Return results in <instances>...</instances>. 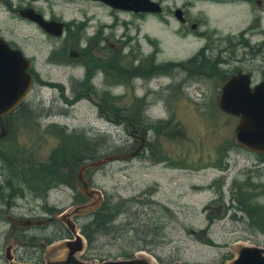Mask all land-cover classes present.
I'll list each match as a JSON object with an SVG mask.
<instances>
[{
    "label": "rangeland",
    "instance_id": "1",
    "mask_svg": "<svg viewBox=\"0 0 264 264\" xmlns=\"http://www.w3.org/2000/svg\"><path fill=\"white\" fill-rule=\"evenodd\" d=\"M16 1L15 5L21 2ZM161 1V14L144 19L130 13L119 15V18L127 17L128 33L119 26L107 38L106 46L114 52L116 64H126L122 55V43L126 40L121 37L123 32L137 39L145 53L158 49L156 59L164 68L159 76L129 80L128 88L121 73L115 71H107V85H99L100 70L92 64L94 55L90 48H94L91 46L100 26L111 24L116 16L113 11L110 15L108 8L78 0L35 2L47 15L54 14L69 23H86L83 32L82 27L79 30L71 26L60 38H49L35 25L8 20L0 13V20L13 29L14 39L31 58L30 72L34 73L25 104L14 114L0 117V142L15 149L24 164L45 163L58 145L57 137L45 130L50 125H56L50 129L63 126L67 132H83L88 137L109 135L116 146L115 153L99 158L112 157L105 162L75 166V189L56 185L46 193L40 189L38 194L26 191L23 196L10 195V198L6 191L0 194V255L6 246L14 248L17 243L16 239L12 241L3 235H47L51 240L63 237L60 235L72 238L66 225L53 217L88 204L89 209L83 208L71 216L83 235L81 226L92 219L89 214L106 196L116 203L118 199L137 195L133 210L137 208L141 213L136 230H130L126 240H135L137 245L148 241L147 248L140 252L152 253L155 264H229L239 244L264 247V229L251 227L241 211L231 209L236 206V185L249 184L245 182L247 173L253 183L261 185L253 197L259 204L264 203V161L255 153L232 146L236 143L234 129L238 118L221 111L217 105L224 73L230 75L241 70L251 73L252 84L264 81V15L252 20V15L232 13L240 11L239 7L216 8L200 2L191 8L192 21L201 18L203 25L193 33L182 31L183 27L170 14L173 2ZM199 9L203 13L194 15ZM110 30L105 27L103 34ZM64 47L66 58L77 64L75 67L49 63L50 52ZM72 51L86 53L71 59ZM200 52L205 66H209L203 73L198 68L201 59L191 70L178 64ZM97 55L105 57L106 51ZM95 70L99 90L84 95L87 87L69 77L81 79ZM74 89L79 94L73 93ZM110 99L116 102L125 120L114 117L112 111H100ZM143 115L151 122L162 120L168 124L147 128ZM128 118L133 119L132 125L127 123ZM4 165L0 160V186L10 179V170ZM27 172L24 171L30 176ZM88 192L92 195L88 196ZM125 210L116 221L131 220L133 212ZM49 218L52 221L42 225H22L26 219ZM203 229L205 233L201 234ZM102 236L78 254L82 260L99 261L100 256L104 260L115 259L121 245L122 249L132 247L120 239L112 242ZM39 239L45 242L44 247L35 244V240L34 250L24 252L23 258L15 262L42 264L46 259L65 255L62 239L51 243L45 237ZM6 260L1 259L0 264H8Z\"/></svg>",
    "mask_w": 264,
    "mask_h": 264
},
{
    "label": "water",
    "instance_id": "2",
    "mask_svg": "<svg viewBox=\"0 0 264 264\" xmlns=\"http://www.w3.org/2000/svg\"><path fill=\"white\" fill-rule=\"evenodd\" d=\"M107 5L133 12L161 11V5L156 0H101ZM27 14V13H25ZM36 21L46 32L55 36L62 33L63 23L46 21L40 14L30 10L27 15ZM31 61L21 51L11 48L0 38V117L14 111L27 98L33 86V75L29 71ZM218 108L238 118L234 129L236 143L246 151L264 154V81L252 84L249 72L237 71L228 75L220 86L217 102ZM112 157L98 159L87 166L97 165ZM85 186V184H84ZM88 196L92 192L87 193ZM88 208V204L75 207L70 213H62L56 219L62 221L72 238L63 240L66 248L64 256L57 259H46L42 264H155L148 257L137 251L130 258H115L103 261H85L78 254L86 248L84 237L76 229V223L71 216ZM52 221V218L42 220L26 219L22 225H42ZM44 246V245H42ZM147 254V253H146ZM149 255V254H147ZM152 259L154 258L149 255ZM9 264H33L14 263ZM229 264H264V247L242 243L238 245L236 254Z\"/></svg>",
    "mask_w": 264,
    "mask_h": 264
},
{
    "label": "trees",
    "instance_id": "3",
    "mask_svg": "<svg viewBox=\"0 0 264 264\" xmlns=\"http://www.w3.org/2000/svg\"><path fill=\"white\" fill-rule=\"evenodd\" d=\"M199 54L200 56L202 55L200 52L197 56ZM197 56H192L187 61L178 64L182 67L196 65L195 61L198 58ZM160 67L163 68L162 65H160ZM198 68L202 73L206 71V69H209V66H205V59H203L202 63L198 65ZM227 76L228 74L224 73V76L221 79L224 81ZM24 104L25 101L19 107H22ZM102 106L103 107H101L100 111H112L114 117H120L125 120L121 110L116 106L115 101L110 99V101H105ZM105 107H110V109L107 110ZM18 108L3 117L14 114L17 112ZM143 116L147 125L144 126L147 128H153L154 126L157 127L158 125L156 124H168V121L166 123V121L162 120H155V122H151L147 120L145 115ZM141 119L143 120V118ZM130 120L133 121V119L130 118L126 121L129 125H132ZM50 126L54 127L56 125ZM50 126H48L45 130L51 131L57 137L58 145L51 152L45 163L29 162L24 164V162L20 161L17 157L15 149L8 147L7 145L5 146L4 142H0V160L4 162V166L10 170V179H7L5 184L0 186L1 195L4 191H6L8 193L7 197L10 198V195L23 196L26 191L38 194L40 189H44L43 192L46 193L50 188L56 185H67L73 187L75 186V166L93 162L102 156L115 153L116 151V146L112 143L109 135L88 137L83 132L74 130L67 132L66 127L63 126H59L55 129H50ZM232 146L238 147L239 145L237 143H233ZM255 155L257 158H261V161H264V154ZM35 169H38L39 172H33ZM27 170L30 172L28 173ZM24 171L28 174L31 173V175L27 176ZM247 182H249L248 185H237L238 195L235 201L236 206L231 207V209L234 211H241L242 214L248 218V222L251 227L263 230L264 205L259 204L255 200V197H253V194H256L257 192L256 186L252 185L249 180H247ZM137 196H132L126 200L118 199L116 203H112V199L109 196H106V199L102 202V204L100 203V206L89 214L88 217H92V219L87 224L81 226V232L86 240V247H89L93 242L97 241L98 236L103 235L102 237L113 240L112 242L120 239L122 243L124 241L128 244L127 247L132 246L130 249H122L123 245H121L119 247L121 250L119 249V253L114 258H130L137 251L145 250L147 248L145 244H147L148 241L147 243L143 242L142 245H137L135 240H126V236L129 235L128 232L130 230L135 231L136 225H138L141 211L137 208L133 210L134 205L137 203L135 200V197ZM124 210L133 212L131 220L116 221ZM200 233L204 234V229L203 231H200ZM65 234L67 235V233ZM60 236L65 237L64 235ZM54 240V238L52 240L48 239L47 243H51ZM34 242L35 239H32V246H34ZM99 259V261L104 260L102 256H100Z\"/></svg>",
    "mask_w": 264,
    "mask_h": 264
},
{
    "label": "flooded vegetation",
    "instance_id": "4",
    "mask_svg": "<svg viewBox=\"0 0 264 264\" xmlns=\"http://www.w3.org/2000/svg\"><path fill=\"white\" fill-rule=\"evenodd\" d=\"M17 1H21L18 5H15V0H0V13H2L4 16L7 17L8 20H15L18 19L20 22H26L28 24L31 25H35L38 29L42 30L49 38H60L62 33L59 36H55L51 33L46 32L36 21L30 19L27 15L28 12H30V10L34 11L37 14H40L46 21H55V22H60L63 23V28H62V32L67 29L68 27L71 28V26L76 27L80 30V28L82 27V32L85 30V26L86 23L83 22L81 23L74 21V23H69L65 20H63L60 17L55 16L54 14L51 15H47L43 8L41 6H39L38 4H36L35 2L39 1V0H17ZM16 1V2H17ZM68 1H73V0H68ZM78 1H87V2H92L94 4H98V6L104 7V8H108L109 10H111V14L113 15L112 11L114 12L115 19L113 20V22L111 24H102V26H100L99 28V33L96 35L95 38V43L93 46V49L90 48L91 53L94 55L93 59H94V63L93 67H96V69H99L100 72V80L99 85H107V79L109 78V74H107V71L113 72L115 71L116 74H120L121 73V78L125 81V85L127 86V88L129 87V80H144L146 79L145 76L147 77V79H150L154 76H159L160 73V69H164L161 68L159 63L157 62L156 59V55L158 52V49L155 47L151 52L149 53H145L142 49V46L139 44V42L137 41V39H135L134 37H131L129 34L127 35V31H128V27H129V21L127 19V17H120L119 15H127V14H132L134 17L136 18H142L144 19L146 16L148 15H155V13H151V12H133V11H128V10H122V9H116L113 8L109 5H107L106 3H104L101 0H78ZM160 3L161 5V0H156ZM173 2V9L172 11H170V14H172V16L175 18V20L178 22V24L183 27L181 28L182 31H190V32H195L196 29H198L201 25H203V20L201 18H196L194 19V21H192V11L191 8L195 7L197 5V3L200 4H205L208 3L216 8H224V7H228V6H235V7H239L238 10L240 11H235L232 13H239L240 14H245V15H252V20L257 19L256 17L259 16V18L261 16L264 15V5H262L261 0H181V2L178 4L177 1L178 0H171ZM264 3V1H263ZM258 5V7L256 8L257 10H255V6ZM162 7V6H161ZM162 11V9H161ZM160 12H156L157 14H161ZM27 13V14H25ZM203 13V11L201 9L197 10V13H194V15L198 14L201 15ZM13 14V16H12ZM1 16V15H0ZM113 17V16H112ZM164 19V18H161ZM252 23V22H251ZM119 26L123 27V30L125 32L122 33L121 37L122 38H126V40L122 43V55L124 58V62L126 61V64H116V60L113 58V54L114 52H112L111 47L106 46V42H107V38L109 36H113L112 32L118 28ZM105 27H109L111 30L109 31L110 33L104 35L103 34V30ZM72 29V28H71ZM101 32V33H100ZM264 32V31H263ZM199 35H201V32H199ZM80 36V35H79ZM82 36H80L81 38ZM0 38H2L11 48L13 49H18L19 51L22 52V54L31 61L30 57H27L26 54L24 53L22 47L20 46V44L18 43V41H16L13 37V29L9 26V25H5L3 24L2 20H0ZM79 38V39H80ZM239 39V38H238ZM240 41V39H239ZM124 48H126L124 50ZM205 49H207L206 47H204ZM124 50V51H123ZM102 51H106V56L105 57H101L98 56L97 53H100ZM120 51H118L117 53H119ZM86 52H75L72 51L70 53L71 59H76L79 58L80 56H83ZM89 53V51H88ZM66 48L64 47L62 50L60 49L59 51H52L49 54L48 57V61L49 63L53 64H59L61 63V65H65L68 67H75L77 64L69 62L68 59L66 58ZM64 58V59H62ZM204 59V55L202 57H199L196 59L195 64L197 65L199 63V61ZM32 63V61H31ZM195 65V66H196ZM114 66H116L115 70H114ZM32 67V65H31ZM181 68H185L180 66ZM189 67L188 70H191L195 67H192V65L190 66H186ZM31 69V68H30ZM113 69V70H112ZM186 70V69H185ZM31 71V70H29ZM96 71L93 72H88L85 77L79 79L76 77H69L71 81H75L76 84H79L80 86L83 85L84 87H87L86 89L88 90L84 95H86L87 93L90 94V92L92 91V93L96 92L99 90V88H97V84L95 81V77H96ZM251 74V73H250ZM33 78H34V73H32ZM252 76V75H251ZM92 79H94L95 83L92 81ZM52 84V83H50ZM75 84V83H73ZM96 84V85H95ZM105 85V86H106ZM167 89V87H165ZM75 94H79L78 91H75V89L73 90ZM105 94H107V89H105ZM257 154V153H255ZM246 179L245 182H247V180H249L251 182L252 185L256 186V191H259V186H261L260 184H256L253 183L250 180V176L247 173L246 175ZM249 183V182H248ZM237 186V185H236ZM258 186V187H257ZM253 189V188H252ZM262 205H264V203H262ZM4 237H8L10 239H12V241H17L16 246L13 248L12 245L10 246H6L5 250H4V254L0 255L1 259L6 258L8 261V264L10 262H15L16 259L21 260L23 258V253L28 252V250H34L33 246L31 245V240L35 239L36 242L35 244H37L39 247H43L42 245H46L45 242L43 240H40V238L45 237V240H48V236L47 235H3ZM66 237L63 238H58V239H65ZM28 239H30V242L28 241ZM56 239V240H58ZM54 240V241H56ZM53 241V242H54ZM20 245H17V244ZM22 244V245H21ZM24 247L23 251L21 250V248L18 247ZM35 250H37V248L35 247ZM21 263H24L21 261Z\"/></svg>",
    "mask_w": 264,
    "mask_h": 264
},
{
    "label": "bare ground",
    "instance_id": "5",
    "mask_svg": "<svg viewBox=\"0 0 264 264\" xmlns=\"http://www.w3.org/2000/svg\"><path fill=\"white\" fill-rule=\"evenodd\" d=\"M242 210V209H241ZM141 255H143V256H146V257H148L151 261H153V259L149 256V255H147L146 253H140ZM154 262V261H153Z\"/></svg>",
    "mask_w": 264,
    "mask_h": 264
}]
</instances>
